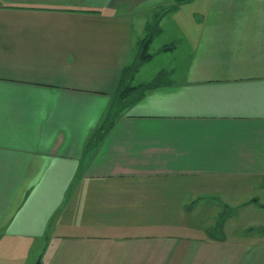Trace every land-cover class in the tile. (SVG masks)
<instances>
[{
	"label": "crops",
	"instance_id": "1",
	"mask_svg": "<svg viewBox=\"0 0 264 264\" xmlns=\"http://www.w3.org/2000/svg\"><path fill=\"white\" fill-rule=\"evenodd\" d=\"M183 3L0 0V264H186L219 245L179 232L176 192L175 215L147 212L164 208L147 184L264 180V0H207L187 25ZM159 13L176 45L131 84L165 77L92 141Z\"/></svg>",
	"mask_w": 264,
	"mask_h": 264
},
{
	"label": "rangeland",
	"instance_id": "2",
	"mask_svg": "<svg viewBox=\"0 0 264 264\" xmlns=\"http://www.w3.org/2000/svg\"><path fill=\"white\" fill-rule=\"evenodd\" d=\"M198 4H201L200 12H207L202 10L206 7L207 0H196L194 3L189 0L178 7V12H182V24L187 25L188 16L197 12ZM154 38L148 48L153 59L149 58L147 62L142 63L140 72L143 77L157 72L165 62L162 57L164 53H159L162 43L169 41V31L160 36L157 34ZM122 108H125V104ZM147 190L159 193L162 198H157V201L151 204L164 207L148 209L147 212L160 213V218L169 219L177 211L172 207L178 197V203L183 200L185 205L182 220L185 223L184 229L179 232L183 236H192L195 244H202L210 239L219 243L217 247H213L215 249L209 250L210 254L208 251H202L206 248L201 250L197 258L191 253L186 264H264V180L261 178H198L181 181L180 184L165 183L159 187L147 184ZM175 192L177 197L174 196ZM193 196L194 200H198L197 203V200L191 201ZM193 203H196L194 208ZM187 223L191 225L190 228L196 229L191 231Z\"/></svg>",
	"mask_w": 264,
	"mask_h": 264
},
{
	"label": "trees",
	"instance_id": "3",
	"mask_svg": "<svg viewBox=\"0 0 264 264\" xmlns=\"http://www.w3.org/2000/svg\"><path fill=\"white\" fill-rule=\"evenodd\" d=\"M189 0H177V4H180L181 2H186ZM160 16L161 13L157 14L154 21L149 25L150 30L147 36L138 44V58L133 64L128 65L125 67V69L122 72L120 83H119V89L118 94L113 101V104L111 106V109L109 110V114L106 116L104 122L101 124V126L96 131L95 135L93 136L92 141H98L103 139V137L107 134V132L111 129V127L115 123V119L117 118L118 113L123 109V104L126 103L129 94L136 90H145L159 82L162 81V79L166 75V71H161L157 77L152 80L151 82L141 84L140 86H135L131 84V79L134 75V73L138 70V68L147 61L149 58H151L152 53L149 52L148 48L153 40V38L160 33L161 28L159 25L160 22ZM176 45V43L167 44L162 47V49L167 50L170 48H173Z\"/></svg>",
	"mask_w": 264,
	"mask_h": 264
}]
</instances>
